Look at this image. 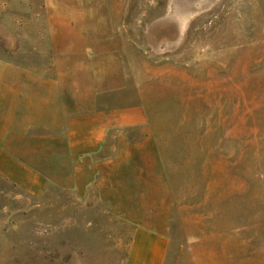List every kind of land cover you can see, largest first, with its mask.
Returning <instances> with one entry per match:
<instances>
[{
    "label": "rangeland",
    "instance_id": "rangeland-1",
    "mask_svg": "<svg viewBox=\"0 0 264 264\" xmlns=\"http://www.w3.org/2000/svg\"><path fill=\"white\" fill-rule=\"evenodd\" d=\"M0 63V122L36 120L37 95L50 127L59 102L140 112L124 133L169 182L166 264H264V0H0ZM24 136L11 151L36 167L44 144L50 181L0 175V264H126L133 224L51 182L62 136Z\"/></svg>",
    "mask_w": 264,
    "mask_h": 264
},
{
    "label": "crops",
    "instance_id": "crops-1",
    "mask_svg": "<svg viewBox=\"0 0 264 264\" xmlns=\"http://www.w3.org/2000/svg\"><path fill=\"white\" fill-rule=\"evenodd\" d=\"M0 66L7 69L12 65ZM7 97L0 95V101ZM45 105L44 95H37L36 120L26 107L23 110H13L16 107L13 105L9 110L5 108L6 115L0 122V133L4 134L3 141H0V175L26 192L40 194L50 181L43 168L44 144L40 145L38 141L36 168L32 153L30 157H21L12 152L7 138L18 135L26 139L24 135L34 132V128L42 137L53 134L60 140L62 136L61 143L54 142L61 147L58 151L53 145V163L59 172L53 173L51 182L58 188L82 193L81 196L86 198L110 200L112 210L133 224L126 264H166L170 243L163 231L168 228L169 182L161 161L157 162L156 157L151 156L152 148L147 138H133L124 133L131 125L143 122L140 112L124 109L94 111L90 103L84 113L77 114L75 104L69 109L59 102L54 106L57 118L50 127L45 121ZM17 111H24V114L16 115ZM23 143L20 141L18 146ZM110 143L113 153L106 156L103 153L108 152ZM137 148L145 150L153 160L134 157ZM99 153L101 157L94 159ZM67 159L68 167L64 168L63 160Z\"/></svg>",
    "mask_w": 264,
    "mask_h": 264
}]
</instances>
